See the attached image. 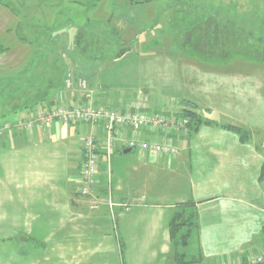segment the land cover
I'll return each mask as SVG.
<instances>
[{
	"label": "rangeland",
	"instance_id": "rangeland-1",
	"mask_svg": "<svg viewBox=\"0 0 264 264\" xmlns=\"http://www.w3.org/2000/svg\"><path fill=\"white\" fill-rule=\"evenodd\" d=\"M193 1L208 7L207 23L218 8L224 18L219 29L199 24L207 31L205 40L196 33L199 13L188 0H0V44L8 47L0 54V131H12L14 126L8 124L29 114L25 109L1 116L13 108L48 96L69 104L74 82L65 86L71 73L72 80L85 78L86 91L107 97L110 105L132 102L140 90L149 95L150 110L184 107L185 101H192L205 119L252 130L262 144L264 0ZM140 163L136 150L115 153L113 189H172V175L142 169ZM188 181L178 174L183 194ZM174 194L169 200L184 198ZM149 196L133 197L110 213L116 233L122 212L143 206L152 200ZM16 220L3 225L0 219V264H73L57 255L56 245L40 250L44 242L29 234L23 223L14 225ZM186 251L188 260L199 254L196 235Z\"/></svg>",
	"mask_w": 264,
	"mask_h": 264
},
{
	"label": "crops",
	"instance_id": "crops-1",
	"mask_svg": "<svg viewBox=\"0 0 264 264\" xmlns=\"http://www.w3.org/2000/svg\"><path fill=\"white\" fill-rule=\"evenodd\" d=\"M79 78L73 80V95L67 98L68 102L92 99L98 106L110 104L105 96L81 91L77 84ZM48 97L51 101L57 99ZM130 104L125 99L111 106L125 108ZM88 131L104 138L101 127L58 120L36 126L32 131H0L3 225H12L11 220L17 219L14 225L23 223L29 234L44 242L40 250L56 245L57 255L66 263L71 259L73 264H176L169 220L177 203L193 200L198 211L199 254L192 264L241 260L264 248V142L260 144L252 130L253 137L242 142L232 131L204 124L177 143L179 153L175 157L137 152L142 169L172 175L168 181L172 189H162L164 185L160 189L159 186L157 189H139L134 185L114 187L117 201H127L144 193L152 199L143 206L122 212L119 233L114 231L106 204L92 211L91 200L77 192L83 159L81 137ZM131 136L128 129L119 134L114 155L120 149L124 152L125 141ZM100 168L102 187L98 191L103 195L105 156ZM178 174L189 179V188L186 187L184 194L177 182ZM176 192L184 198L177 202L169 200Z\"/></svg>",
	"mask_w": 264,
	"mask_h": 264
},
{
	"label": "built area",
	"instance_id": "built-area-1",
	"mask_svg": "<svg viewBox=\"0 0 264 264\" xmlns=\"http://www.w3.org/2000/svg\"><path fill=\"white\" fill-rule=\"evenodd\" d=\"M71 77L72 74L69 73L67 87L73 85ZM77 84L81 91L86 92L88 83L85 78H79ZM151 107L150 97L143 90L125 108L110 104L98 106L92 99L69 104L61 99L54 100L49 105L39 104L29 117L10 122L7 127L14 126L18 131H32L36 126L42 127L55 120L101 127L103 139L92 131L85 132L81 137L83 159L77 192L91 200V209L97 210L102 204H106L113 214L116 207L124 204L127 206L125 201H117L113 194L111 160L117 135L123 130H130L132 136L125 141L127 148L136 150L141 155L149 153L159 157L176 156L179 152L176 141L191 135V119L182 113L181 105L163 110H150ZM102 156H105L107 164L103 195L98 191L102 187L99 179ZM215 264H264V248L241 260H219Z\"/></svg>",
	"mask_w": 264,
	"mask_h": 264
},
{
	"label": "trees",
	"instance_id": "trees-1",
	"mask_svg": "<svg viewBox=\"0 0 264 264\" xmlns=\"http://www.w3.org/2000/svg\"><path fill=\"white\" fill-rule=\"evenodd\" d=\"M193 4L197 8L195 9L194 12L199 13V19H197V22L195 21L196 30H198L196 33L197 34L201 33L203 36L202 38H204L205 40L207 37L206 36L207 31L202 32V29L199 27V24L201 23V25L206 27L205 24L207 23L206 16L208 14L207 12L208 7H204L198 4L197 1L188 0V6H193ZM220 10H221L220 8L215 10L216 14L211 16L212 19L211 21L210 20L208 21L207 25L219 29L221 24L224 23V20H223L224 18L221 15H219V13L217 12ZM187 11H191V9H188ZM207 18L210 19L209 17ZM189 29L190 27L186 30V33L183 35L185 42H187L186 39L188 37L187 34L189 33L188 32ZM125 43L126 41L123 42L122 45H124ZM7 50H8V47L0 44V54L6 52ZM119 52L120 53L118 55H121L122 51H119ZM4 83H7V82L4 81L3 84ZM4 89L6 90V87H4ZM47 101H49V103H46L47 105L54 102V100L51 101L49 97H46V99H42L40 101L31 103L30 106H27V105L22 106V109L13 108L12 110L8 112L3 113L1 116L6 117L8 116L9 113L18 112V111L25 110V109L26 110L28 109V111L31 112L37 107L36 106L37 103L41 102L44 104ZM184 105L185 106L183 107V114L188 116L191 119V133L197 132L202 124L203 125L207 124V125L219 126L222 129L234 132L235 134L239 136L242 142H247L252 138L251 131L245 129L242 126L235 125V124H229V123H219L217 121L205 119L203 115H201V113L197 111V105L193 103L192 101H185ZM118 152L122 153L123 149L118 150ZM263 175H264V165L262 168V176ZM198 228H199V222H198V211L196 209V202H194L193 200H190V201L177 203L176 209L174 210L169 220V233H170V238H171L172 254L176 261V264H192L195 262V256L190 257V260H188L189 254L186 251V247L189 246L193 236L197 234Z\"/></svg>",
	"mask_w": 264,
	"mask_h": 264
},
{
	"label": "water",
	"instance_id": "water-1",
	"mask_svg": "<svg viewBox=\"0 0 264 264\" xmlns=\"http://www.w3.org/2000/svg\"><path fill=\"white\" fill-rule=\"evenodd\" d=\"M130 152H132V149L131 148H126L123 153L124 154H128Z\"/></svg>",
	"mask_w": 264,
	"mask_h": 264
}]
</instances>
